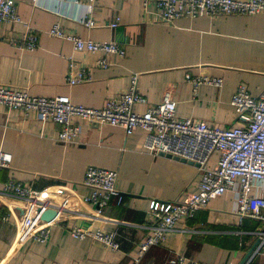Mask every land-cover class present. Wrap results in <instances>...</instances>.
<instances>
[{"label":"crops","instance_id":"0c3cea01","mask_svg":"<svg viewBox=\"0 0 264 264\" xmlns=\"http://www.w3.org/2000/svg\"><path fill=\"white\" fill-rule=\"evenodd\" d=\"M79 1L15 0L22 23H0V87L34 96L67 95L73 103L101 107L110 96L125 91L130 76L137 74L138 90L148 103H158L170 89L179 117L220 127L239 122L230 104L239 85L253 96L264 90V10L183 17L169 23L155 16L153 5L145 11L143 0ZM89 3L93 27L80 21ZM116 19L118 25L110 27ZM54 23L83 39L116 41L124 47L125 56H111L106 68L96 65L97 55L78 52L70 41L49 35L47 30ZM26 25L38 35L34 50L9 42L18 39ZM71 60L88 69L89 80L67 83ZM186 73L220 77L223 82L221 86L201 84L193 95ZM134 108L143 112L146 104ZM79 122L75 142L63 144L57 140L56 123L39 121L35 111L0 106V149L12 155L10 166L0 169V192L5 182L13 180L42 192L43 202L57 209L48 239L33 241L16 229L26 213L24 201L0 195V264H170L175 254L200 264H240L257 239L253 233L264 225L251 218L240 220L232 190L178 222L162 244L138 257V244L148 232L143 225L152 220L149 202L184 200L196 191L201 170L179 159L148 153L141 128L127 135L122 127ZM216 161L214 153L207 167H214ZM88 165L118 171L116 186L122 202L112 198L101 218H91L93 206L83 200L90 194L82 183ZM74 226L114 231L119 249L71 236L69 229ZM251 263L264 264V255H255Z\"/></svg>","mask_w":264,"mask_h":264},{"label":"built area","instance_id":"2783aa9c","mask_svg":"<svg viewBox=\"0 0 264 264\" xmlns=\"http://www.w3.org/2000/svg\"><path fill=\"white\" fill-rule=\"evenodd\" d=\"M74 3L79 0H72ZM93 1V0H90ZM145 11L153 5L155 16L171 23L178 18L217 16L228 14H255L264 10V0H143ZM92 4H87L81 23L87 27L96 26L88 15ZM0 23L17 24L22 19L17 12L15 0H0ZM118 21L110 23L115 28ZM18 39L9 42L20 49L34 50L38 46V35L26 25ZM47 33L70 41L78 52L97 55L96 65L108 67L111 56L124 57L125 49L116 41H93L69 33L59 23H54ZM65 79L76 84L90 79L86 67L71 60ZM193 95L199 85L208 83L222 85V78L185 74ZM136 104H146L143 112L135 110ZM230 104L236 112L238 123L230 127L209 125L206 121L191 117H179L172 91L166 89L158 103L150 104L138 90V75L130 76L128 88L110 96L103 106L89 107L73 103L67 95L53 97L34 96L25 90L0 87V106L23 113L35 111L39 121H52L59 126L57 140L63 144L75 142L80 134L79 121L96 125L122 127L127 135L134 129L145 132L144 149L152 154H170L197 163L201 170L195 192L181 201H160L152 199L148 215L152 219L144 224L148 232L138 244L137 256L141 257L151 246L164 242L166 234L175 229L178 222L189 219L205 208L208 203L227 191L235 192L236 214L240 220L251 218L264 225V90L253 96L241 84L233 93ZM217 154L214 167H207L212 154ZM11 153L0 149V169L10 166ZM118 171L94 165L85 167L82 183L90 189L84 202L93 206L91 218H101L104 208L112 198L120 204L122 195L116 183ZM0 195L23 200L24 216L16 223L18 233L33 241L44 242L49 236L50 222L40 219L41 212L48 207L42 200V192L29 186L8 180ZM7 216H3L6 219ZM191 231V230H189ZM69 233L77 239L90 238L103 246L118 250L119 243L114 231L90 230L79 226L70 227ZM259 243L243 264H252L257 254L264 255V228L255 231ZM170 264H200L198 260L175 254Z\"/></svg>","mask_w":264,"mask_h":264},{"label":"water","instance_id":"95a60500","mask_svg":"<svg viewBox=\"0 0 264 264\" xmlns=\"http://www.w3.org/2000/svg\"><path fill=\"white\" fill-rule=\"evenodd\" d=\"M160 155H166L167 157H172V158H175V159H179L181 161H185V162H188L190 164H193L195 166H199L197 163H194L190 160H186L184 158H180V157H177V156H173V155H170V154H165V153H160ZM57 214V209L56 208H53V207H50L48 206L47 208H45L41 214H40V219L42 221H45V222H50L52 221L55 216ZM259 243V239H256V241L252 244V246L249 248V250L247 251V253L245 254V256L243 257L242 261L240 262V264H243L247 259L248 257H250L252 255V253L254 252L255 248L257 247Z\"/></svg>","mask_w":264,"mask_h":264}]
</instances>
